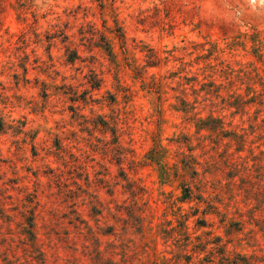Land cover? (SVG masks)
<instances>
[{
	"label": "rangeland",
	"instance_id": "obj_1",
	"mask_svg": "<svg viewBox=\"0 0 264 264\" xmlns=\"http://www.w3.org/2000/svg\"><path fill=\"white\" fill-rule=\"evenodd\" d=\"M0 264H264V3L0 0Z\"/></svg>",
	"mask_w": 264,
	"mask_h": 264
},
{
	"label": "clouds",
	"instance_id": "obj_2",
	"mask_svg": "<svg viewBox=\"0 0 264 264\" xmlns=\"http://www.w3.org/2000/svg\"><path fill=\"white\" fill-rule=\"evenodd\" d=\"M261 3H264V0H260Z\"/></svg>",
	"mask_w": 264,
	"mask_h": 264
},
{
	"label": "trees",
	"instance_id": "obj_3",
	"mask_svg": "<svg viewBox=\"0 0 264 264\" xmlns=\"http://www.w3.org/2000/svg\"><path fill=\"white\" fill-rule=\"evenodd\" d=\"M30 226H32V224Z\"/></svg>",
	"mask_w": 264,
	"mask_h": 264
}]
</instances>
